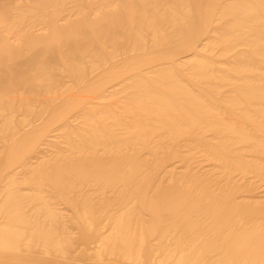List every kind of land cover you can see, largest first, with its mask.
<instances>
[{
  "label": "bare ground",
  "instance_id": "6f19581e",
  "mask_svg": "<svg viewBox=\"0 0 264 264\" xmlns=\"http://www.w3.org/2000/svg\"><path fill=\"white\" fill-rule=\"evenodd\" d=\"M260 185L264 0L0 2V264H264Z\"/></svg>",
  "mask_w": 264,
  "mask_h": 264
},
{
  "label": "rangeland",
  "instance_id": "374dc122",
  "mask_svg": "<svg viewBox=\"0 0 264 264\" xmlns=\"http://www.w3.org/2000/svg\"><path fill=\"white\" fill-rule=\"evenodd\" d=\"M0 2H4L5 4H9L11 0H0ZM12 41L17 42L16 40L12 39ZM261 186V185H260ZM259 194L264 198V185L260 187ZM86 246V245H84Z\"/></svg>",
  "mask_w": 264,
  "mask_h": 264
}]
</instances>
